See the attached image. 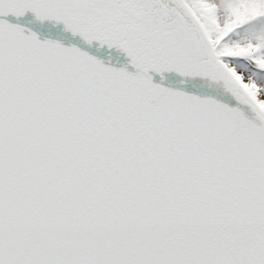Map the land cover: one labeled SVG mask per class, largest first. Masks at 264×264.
Returning <instances> with one entry per match:
<instances>
[{
  "label": "snow or ice",
  "instance_id": "obj_1",
  "mask_svg": "<svg viewBox=\"0 0 264 264\" xmlns=\"http://www.w3.org/2000/svg\"><path fill=\"white\" fill-rule=\"evenodd\" d=\"M0 264H264V0H0Z\"/></svg>",
  "mask_w": 264,
  "mask_h": 264
}]
</instances>
